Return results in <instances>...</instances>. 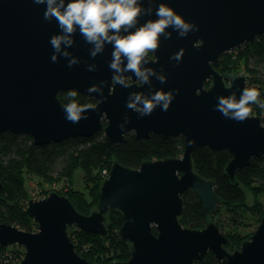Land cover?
Instances as JSON below:
<instances>
[{"label": "water", "instance_id": "water-1", "mask_svg": "<svg viewBox=\"0 0 264 264\" xmlns=\"http://www.w3.org/2000/svg\"><path fill=\"white\" fill-rule=\"evenodd\" d=\"M159 3L194 22L199 30L181 38L169 28L171 39L161 37L159 49L153 58L148 57L146 66L163 70L167 82L150 78L152 91H179L166 112L158 106L151 115L140 117L126 108L127 97L132 91L147 93L149 86L135 81L127 89L112 85L111 45L106 44L103 54L92 58V46L77 32L74 45L68 49L62 45V51L68 50L80 62L69 68L67 58L57 53L54 63L49 41L60 30L55 19L44 20L46 5L0 0V133L26 135L35 146L89 138L101 130L108 145L125 143L128 133L138 140L150 135L184 140L180 157L143 161L135 169L113 162L100 184L96 208L87 215L78 213L66 196L56 192L29 199L25 211L37 225L35 232L0 224V246L17 245L24 250L16 264H91L75 252L67 228L104 237L110 210L121 213L117 234L130 247L126 261L108 264H193L208 253L217 264H264V215L251 236L232 252L224 248L227 239L213 222L202 229H189L178 221L181 197L188 191L196 195L206 215L218 203L213 183L193 170L195 149L228 152L231 159L224 172L231 181L252 158H264V125L259 116L236 122L215 110L218 96L235 92L238 99L246 87L242 74L222 75L215 68L222 54L264 33V0H153V14L141 16L139 23L156 19ZM143 6H148L147 0ZM180 49L184 54L177 64L169 57ZM93 63L97 69L88 71L87 64ZM101 81L105 82L103 97L87 93L89 86ZM70 90L95 100L93 109L84 113L88 119L78 124L65 119L58 99ZM125 115L130 122L121 130Z\"/></svg>", "mask_w": 264, "mask_h": 264}, {"label": "trees", "instance_id": "trees-1", "mask_svg": "<svg viewBox=\"0 0 264 264\" xmlns=\"http://www.w3.org/2000/svg\"><path fill=\"white\" fill-rule=\"evenodd\" d=\"M241 62L246 87H255L260 92L259 99L264 101V33L252 42L223 54L216 70L222 75L239 74ZM66 94L62 92L58 95L63 105L68 102ZM76 101L80 105L95 104V100L79 93ZM251 109V115L259 116L264 125V109L255 104L251 105ZM102 125L104 127L105 123ZM125 138L123 144L108 145L101 130L89 138H69L59 143L35 146L26 135L0 133V224L25 232L37 230L36 223L25 211L30 199L26 187L28 177H36L37 184L43 189L44 184L63 182L65 191L57 194L66 196L78 213L87 215L96 208L104 172H109L113 162L135 169L143 161L180 157L184 147L182 137L163 139L150 135L147 139L138 140L128 133ZM191 159L194 172L213 183L218 203L213 212L206 215L196 195L188 191L181 197L183 206L178 221L182 227L189 229H202L208 222H213L227 239L224 248L232 252L251 236L264 215V206L258 201L264 194V158H252L247 167L236 171L233 181L224 172L231 159L225 150L200 147L193 151ZM76 168L82 170L84 191L71 186L72 173ZM246 192L253 199L250 205L246 202ZM121 224V213L110 210L105 219L106 236L74 227H68L67 232L75 252L87 262H124L129 257L130 244L119 239L117 232ZM252 225L255 228L249 231ZM23 254L20 246H0V264H16ZM193 264L217 262L208 253L203 260Z\"/></svg>", "mask_w": 264, "mask_h": 264}, {"label": "clouds", "instance_id": "clouds-1", "mask_svg": "<svg viewBox=\"0 0 264 264\" xmlns=\"http://www.w3.org/2000/svg\"><path fill=\"white\" fill-rule=\"evenodd\" d=\"M37 5H46L43 18L51 22L55 19L59 33L50 37L53 48L51 61L57 62V53L67 58L68 67L78 64L80 61L68 50L75 43L74 36L79 32L86 44L91 45L90 57L95 58L103 54L105 45H111V60L108 64L112 72L111 83L127 89L133 86V81L140 85L147 84V93L132 91L126 101V108L139 114L140 117L151 115L159 106L161 111L166 112L174 93L178 89L164 91L163 89L152 91V80L154 77L159 83L167 82L163 70L156 71L146 66L149 64V53L155 54L160 47L161 37L171 39V28L179 37L188 36L190 32L199 30L194 22H188L177 14L165 3H159L155 8L156 19H147L139 23L141 16L153 14V0H32ZM134 29V30H132ZM184 49H180L170 60L177 64L182 60ZM96 64H87L88 71H95ZM126 73H132V76ZM135 77V80L133 79ZM104 81L92 84L87 88V93H97L103 97ZM260 92L255 87H245L237 99L235 92L228 96L217 97L218 103L215 110L219 111L226 119L243 122L251 115V105L255 104L264 109V101L259 99ZM77 92L70 90L66 94L68 102L62 106L65 119L73 124H78L81 119H88L86 113L93 109V105H80L76 101ZM130 122L129 116L125 115L124 123L119 125L123 130L125 124Z\"/></svg>", "mask_w": 264, "mask_h": 264}, {"label": "rangeland", "instance_id": "rangeland-1", "mask_svg": "<svg viewBox=\"0 0 264 264\" xmlns=\"http://www.w3.org/2000/svg\"><path fill=\"white\" fill-rule=\"evenodd\" d=\"M243 63H239L240 66V73L239 74H244V69H243ZM26 182V187H27V192L28 195L30 196V199H40L48 195L50 192H60V191H65L64 183L59 182V183H51V184H44V189L37 184V178L36 177H28ZM71 186L75 190L79 191H84V183L82 179V170L80 168H76L71 177ZM258 201L263 204L264 206V194L261 195L258 198ZM246 202L247 204H252L253 199L252 196L246 192ZM27 205V204H26ZM255 226H250L248 229L249 231H252ZM112 262V261H111Z\"/></svg>", "mask_w": 264, "mask_h": 264}, {"label": "flooded vegetation", "instance_id": "flooded-vegetation-1", "mask_svg": "<svg viewBox=\"0 0 264 264\" xmlns=\"http://www.w3.org/2000/svg\"><path fill=\"white\" fill-rule=\"evenodd\" d=\"M224 54H225V53H224ZM222 55H223V54H222ZM222 55H221V56H222ZM221 56H220L219 59H218V65H219V62H220V58H221ZM149 57H150V58H153V54H152V53H149ZM217 67H218V66H217ZM217 67H216V68H217ZM216 68H215V70H216ZM216 71L218 72V70H216ZM218 73H219V72H218ZM207 86H209V84H206V85H205V87H207Z\"/></svg>", "mask_w": 264, "mask_h": 264}, {"label": "built area", "instance_id": "built-area-1", "mask_svg": "<svg viewBox=\"0 0 264 264\" xmlns=\"http://www.w3.org/2000/svg\"><path fill=\"white\" fill-rule=\"evenodd\" d=\"M104 174H105V177H106L108 173H105V172H104Z\"/></svg>", "mask_w": 264, "mask_h": 264}]
</instances>
